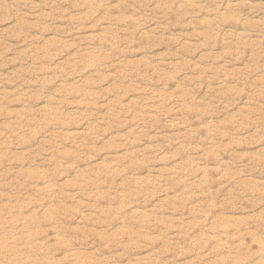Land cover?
Segmentation results:
<instances>
[{
	"label": "rangeland",
	"instance_id": "obj_1",
	"mask_svg": "<svg viewBox=\"0 0 264 264\" xmlns=\"http://www.w3.org/2000/svg\"><path fill=\"white\" fill-rule=\"evenodd\" d=\"M0 264H264V0H0Z\"/></svg>",
	"mask_w": 264,
	"mask_h": 264
}]
</instances>
